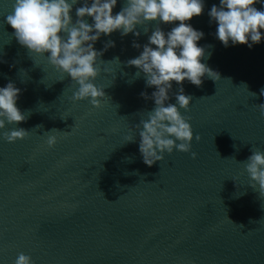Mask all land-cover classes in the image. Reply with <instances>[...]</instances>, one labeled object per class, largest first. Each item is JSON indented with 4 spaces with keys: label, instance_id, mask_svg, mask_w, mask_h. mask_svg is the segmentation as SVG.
<instances>
[{
    "label": "water",
    "instance_id": "water-1",
    "mask_svg": "<svg viewBox=\"0 0 264 264\" xmlns=\"http://www.w3.org/2000/svg\"><path fill=\"white\" fill-rule=\"evenodd\" d=\"M13 3L0 0V87L21 89L17 106L27 119L0 130V264H15L20 253L33 264H264V193L243 164L264 151V41L225 47L208 16L219 0H205L190 23L205 33L203 62L220 79L183 83L192 96L180 110L193 129L191 151L165 153L149 167L138 133L135 142L125 138L155 107L141 96L155 88L127 61L157 22L138 26L139 37L117 31L95 43L103 55L94 83L105 93L97 107L73 100L79 86L18 43L6 23ZM125 5L118 0L113 13ZM109 41L115 46L104 51ZM179 88L173 82L170 103ZM17 127L28 136L7 142L3 132Z\"/></svg>",
    "mask_w": 264,
    "mask_h": 264
},
{
    "label": "clouds",
    "instance_id": "clouds-1",
    "mask_svg": "<svg viewBox=\"0 0 264 264\" xmlns=\"http://www.w3.org/2000/svg\"><path fill=\"white\" fill-rule=\"evenodd\" d=\"M117 3L118 0H14L6 23L14 30L21 46L32 55L47 56L51 65L79 86L73 100L90 99L98 107L99 98L105 93L94 83L100 75L99 57L103 55V51L95 49V43L102 36L117 31L121 36L131 33L139 37L138 26L157 22L140 54L127 61L129 66L139 70L137 76L144 74L146 87L155 88L151 97L146 92L141 93L143 98L152 99L155 107L125 138V142H135L138 133L139 152L143 162L151 167L162 161L165 153L191 151L193 129L189 118L180 110H189L192 96L185 94L183 83L187 81L200 87L205 76L215 81L220 79L219 72L203 62L206 55L210 56L208 48L211 47L199 44L205 33L190 23L193 17L203 14L205 0H126V5L114 14ZM78 4L82 6L75 8L74 21L71 13ZM256 4L264 5V0H219V6L214 4L208 16L210 23L217 26L215 38L225 47L246 45L249 49L264 41V9H257ZM87 18H91V24ZM162 24L173 27L164 31ZM114 46L115 42L109 41L104 51ZM133 47L140 49L141 45L134 41ZM110 70L104 68L105 72ZM173 82L180 85L175 93V104L169 102ZM260 94L264 95V89ZM20 95L21 89L12 81L0 87V130L27 119L17 106ZM257 106L264 114V104ZM28 134V130L17 127L3 132V138L13 143ZM195 139L200 137L195 136ZM47 144L53 147L56 137L49 136ZM192 156L196 158V153ZM243 164L253 181L250 185L253 188L258 185L264 193V151L253 150ZM15 264H33V261L20 253Z\"/></svg>",
    "mask_w": 264,
    "mask_h": 264
}]
</instances>
